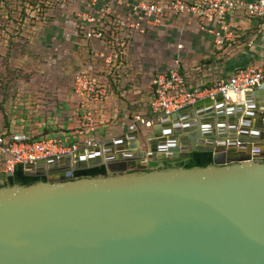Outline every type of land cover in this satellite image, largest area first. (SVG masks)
<instances>
[{"label":"water","instance_id":"95a60500","mask_svg":"<svg viewBox=\"0 0 264 264\" xmlns=\"http://www.w3.org/2000/svg\"><path fill=\"white\" fill-rule=\"evenodd\" d=\"M144 142L23 166L46 180L0 187V264H264V83L164 116ZM192 152L211 164L146 172Z\"/></svg>","mask_w":264,"mask_h":264},{"label":"rangeland","instance_id":"374dc122","mask_svg":"<svg viewBox=\"0 0 264 264\" xmlns=\"http://www.w3.org/2000/svg\"><path fill=\"white\" fill-rule=\"evenodd\" d=\"M85 2L0 0V126L12 130L22 126L38 136L51 132L58 135L56 130L38 128L49 113V119L52 118L55 109L50 107L54 105L56 111L62 110L58 94L71 95L73 78L83 70L101 73L104 68L101 59L93 57L92 62V47L82 44L83 40H89L76 35L72 25L76 15L85 10ZM198 33L192 20L177 18L161 30L144 37L135 36L123 48L115 46L117 51L130 52L131 57L125 62L129 64L130 75L119 76L117 81L113 68L107 77L109 100L113 97L117 104L114 109L121 113L126 109L120 101L128 102L127 91L131 85L144 86L154 75L167 72L173 66L182 70L187 65L212 62L203 59L210 46L197 42ZM179 44H183L182 50ZM130 115L127 119H132ZM146 118L151 125L158 122L152 115L147 114ZM141 142L140 149L145 150L143 137Z\"/></svg>","mask_w":264,"mask_h":264},{"label":"built area","instance_id":"2783aa9c","mask_svg":"<svg viewBox=\"0 0 264 264\" xmlns=\"http://www.w3.org/2000/svg\"><path fill=\"white\" fill-rule=\"evenodd\" d=\"M84 9L72 21L73 29L78 36L100 42L103 49L93 50V57L100 58L107 67H113L124 54L115 46L123 48L134 36L147 35L173 17L193 18L199 22L201 30L208 31L213 27L225 32L228 20L235 14H243L245 18L264 17V0H86ZM100 72L98 75L95 71L83 70L72 81L77 102L73 114L86 121L89 127L103 117L108 105L110 86L107 77L110 73ZM262 83L264 57L259 65L237 68L226 79L211 86H190L178 66H173L151 78L149 111L159 120L205 99L236 104L243 101L246 92ZM135 121L146 127L151 125L139 117ZM134 128V123L128 126L130 131ZM67 137L62 134L33 138L25 132L0 126V173L12 174L18 165L77 153L79 145L68 144ZM82 145L98 147L88 138Z\"/></svg>","mask_w":264,"mask_h":264},{"label":"crops","instance_id":"0c3cea01","mask_svg":"<svg viewBox=\"0 0 264 264\" xmlns=\"http://www.w3.org/2000/svg\"><path fill=\"white\" fill-rule=\"evenodd\" d=\"M177 18H181V20H183V18L192 20L198 27L199 31L197 35V42L201 45L210 46V49L205 54V56H203V59H210L212 62L205 64H191L192 66L187 65L182 70L179 69L180 72L185 76L186 81L190 86H211L221 79H226L237 68L259 65L262 58L264 57V17L245 18L243 14H235L228 20L229 26L227 31L222 32L218 28L209 27L212 30V32H210V29H208V31L201 30L200 24L197 20L190 17L178 16L171 18L164 24V26L158 27L156 30L165 28L167 24H169L173 19ZM154 32L155 31H152L151 33ZM134 37L130 43L136 39ZM82 44L84 47L89 45L92 47V50L103 49L101 43L94 40L89 42L83 40ZM179 45V49L182 50L183 44ZM91 57L93 62L95 59L93 58V55H91ZM130 57V52L127 54L124 53L118 64H115L113 67H107V65H103L102 67L104 68L101 69L106 73L109 72L111 75V71L114 68L116 73L114 75L116 76H112L115 77V80L124 74L130 75V72H127V67H129V64L127 63L129 62ZM150 80L151 79L148 80L146 85L141 87L139 86L138 88L131 85V88L127 91V98L129 99L128 102L124 100L120 101L123 103V106L126 107V109L123 110V113L118 112L117 109H114V106L117 108V104L115 103L116 100L111 97L112 100H109V109L107 105L103 117L97 120L90 127L86 121L77 119V117L73 114V109L77 102L71 87V95L68 93L65 95L58 94V103L62 104V110L56 111L54 105V107H50V109H55L52 118L49 119L51 115V113H49V116L46 117L47 120L42 121L41 124L38 125V128L44 127L45 129L49 130H56L58 131L56 132L58 135L66 134V136H68L66 141L68 144L76 143L79 145V151L77 152L78 154L81 152L87 153L93 149H103L105 148V143L115 142L121 139L123 140L125 146L130 147L136 144L137 148L133 150H141L140 146L142 144V137L144 139L149 130L148 127L139 125L138 121H135V118L139 117L144 120H148L146 115H152L148 106L151 97ZM64 91L65 90L62 92ZM129 115L132 116V119H127ZM132 123L137 124H135L134 130L130 131L128 126ZM23 128L24 127L21 126L20 129H14L13 131L25 132L33 138L42 137L38 136V134H35L34 132H31L30 130H24ZM37 132H39V130H37ZM53 134L55 133L51 132L45 134L44 136H52ZM85 138L96 142L98 147H84L82 143ZM115 148L116 145H113L112 149L114 152Z\"/></svg>","mask_w":264,"mask_h":264},{"label":"trees","instance_id":"16d2710c","mask_svg":"<svg viewBox=\"0 0 264 264\" xmlns=\"http://www.w3.org/2000/svg\"><path fill=\"white\" fill-rule=\"evenodd\" d=\"M212 161V154L210 152H192L191 155H187L185 158L177 160H168L161 163H150L146 172L155 169L158 170H170L174 168H200L210 165ZM106 176V168L104 165H99L93 168H87L83 170H77L73 172V179L80 178H93ZM45 176H26L23 171V166H15L12 175L3 181H0V187L3 186H28L37 182H44Z\"/></svg>","mask_w":264,"mask_h":264},{"label":"flooded vegetation","instance_id":"af4514ba","mask_svg":"<svg viewBox=\"0 0 264 264\" xmlns=\"http://www.w3.org/2000/svg\"><path fill=\"white\" fill-rule=\"evenodd\" d=\"M116 168V166H112V169H115Z\"/></svg>","mask_w":264,"mask_h":264}]
</instances>
